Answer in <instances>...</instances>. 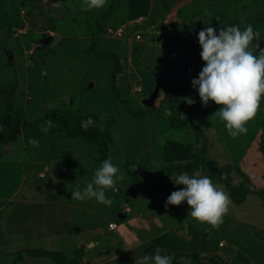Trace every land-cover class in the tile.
Returning <instances> with one entry per match:
<instances>
[{
    "label": "rangeland",
    "instance_id": "obj_1",
    "mask_svg": "<svg viewBox=\"0 0 264 264\" xmlns=\"http://www.w3.org/2000/svg\"><path fill=\"white\" fill-rule=\"evenodd\" d=\"M82 5L0 0V129L18 123L0 139V264L45 263L50 250L43 248L59 249L65 264H136V255L153 253L156 244L172 264H264V200L256 193L237 202L214 182L230 197L219 226L191 217L187 202L166 206L167 196L185 187L171 176L207 175L204 162L230 165L239 186H264V100L248 131L233 137L216 112L220 105L204 106L192 84L205 63L197 36L205 24L251 23L264 47V0ZM89 115L114 117L112 147H102L95 131L32 137L26 124L44 118L72 125ZM109 156L125 173L106 192L112 203L73 199L72 190ZM45 237L56 246H44Z\"/></svg>",
    "mask_w": 264,
    "mask_h": 264
},
{
    "label": "clouds",
    "instance_id": "obj_2",
    "mask_svg": "<svg viewBox=\"0 0 264 264\" xmlns=\"http://www.w3.org/2000/svg\"><path fill=\"white\" fill-rule=\"evenodd\" d=\"M105 3L106 0H83L82 6L99 9ZM205 12L207 14V10ZM197 36L201 46L200 55L205 63L198 76L193 77V87L204 106L210 101L220 105L216 112L231 136L246 133L247 122L256 115L264 100V47L260 45L259 30H255L251 23L244 26L225 25L218 30L209 23L199 29ZM250 45L260 49L258 55ZM185 99L190 104L195 103L191 97ZM52 124V119L46 120L42 130L47 132ZM81 126L84 129L99 127L101 130L104 127L92 116L83 119ZM171 178L176 185L185 187L173 190L166 198V206L187 202L189 215L197 221L212 226H219L223 222V216L229 210L230 197L210 176L198 171H183ZM124 179L125 173L109 156L94 169L91 181L82 188L77 186L72 190V198L110 205L112 198L106 195L107 190ZM136 264H172V256L157 246L153 253L136 255Z\"/></svg>",
    "mask_w": 264,
    "mask_h": 264
},
{
    "label": "trees",
    "instance_id": "obj_3",
    "mask_svg": "<svg viewBox=\"0 0 264 264\" xmlns=\"http://www.w3.org/2000/svg\"><path fill=\"white\" fill-rule=\"evenodd\" d=\"M89 116H92L93 118L95 117L93 115H89ZM87 117L83 119H86ZM82 120L76 121L72 125H60V124L53 125L52 124L51 126H49L48 131H51L52 129L66 130L68 132H73V133H79V132L90 133L91 131L93 132L95 131L96 133L95 140L102 147L106 149L109 147H112L114 141H113L112 134H111V126L114 123V117H111L109 120L105 122H101L99 120H96V118H94V120L97 123H103L104 125L103 130H101L99 127H91V126L88 129H84L81 126ZM45 121L46 120L44 118L38 119L35 123L34 122L32 123L31 120L26 121V124L30 127L29 132L32 137L36 136L37 134L40 135L41 133L45 132L42 130V126ZM17 124L18 123L13 122L10 126L0 129V139L3 135H8L12 132L15 134V132L18 129ZM36 128H40V131L37 130ZM203 167L204 168L202 169L206 171L207 175L210 176L212 180H219L220 182L225 184V186L231 191L232 197L235 201L237 202L244 201L247 198V195L251 192L256 193L259 197H261L264 200V186L260 189H253V188L251 189L249 187L239 186L238 184L234 183L233 179L229 175L230 170L232 169L230 165L229 167L228 166L226 167L223 165L214 164V162L212 163L209 161V162H204ZM51 255L53 256V258L59 260V258H57L58 256L57 252L51 253Z\"/></svg>",
    "mask_w": 264,
    "mask_h": 264
},
{
    "label": "crops",
    "instance_id": "obj_4",
    "mask_svg": "<svg viewBox=\"0 0 264 264\" xmlns=\"http://www.w3.org/2000/svg\"><path fill=\"white\" fill-rule=\"evenodd\" d=\"M213 182H219L220 184H223L222 182H220L219 180H213ZM223 185H225V184H223ZM117 214L119 215V216H126V214H124V213H122L121 212V210H119V209H117ZM176 221V220H175ZM176 224H174V226H175ZM112 228V230L113 229H115V227H111ZM172 231H175V230H172ZM41 241V243H43V245L45 246V245H49V247H55L56 246V244L54 245V243L55 242H53L52 241V239H49L48 237H45L43 240H40ZM91 242V241H90ZM52 245V246H51ZM157 246H159L161 249H163L164 248V244H156ZM42 246V245H41ZM156 246V247H157ZM156 247H155V249H156ZM191 247L193 248L194 247V244H189V247L188 248H190L191 249ZM43 249H45V250H50V252H47V253H45L46 255H48V256H44L43 258H46V257H49L48 258V260H46V264H53L52 262L53 261H55V262H58L59 264H65L63 261H64V256L62 255L60 258H59V260H57V259H55V258H53V256L51 255V253H54V252H60V251H58L59 249H52V248H50V249H48V248H43ZM65 249V248H64ZM66 250V249H65ZM63 252V254L65 253L64 251H62ZM66 254V253H65ZM32 256V255H31ZM33 257V256H32ZM63 257V258H62ZM35 258V257H34ZM39 261V260H38ZM42 261H44V260H42ZM26 262H29L30 264H45V263H36L35 262V259H30V260H28V259H24V261H21L19 264H25ZM135 262H136V260H135ZM67 263V262H66ZM55 264V263H54Z\"/></svg>",
    "mask_w": 264,
    "mask_h": 264
},
{
    "label": "water",
    "instance_id": "obj_5",
    "mask_svg": "<svg viewBox=\"0 0 264 264\" xmlns=\"http://www.w3.org/2000/svg\"><path fill=\"white\" fill-rule=\"evenodd\" d=\"M49 39H50V37L49 38H46V41H48ZM157 88L154 90V92L152 93V95L150 97H147L146 98L147 99L146 102L148 104H153V102L155 101V98H156V95H157Z\"/></svg>",
    "mask_w": 264,
    "mask_h": 264
},
{
    "label": "built area",
    "instance_id": "obj_6",
    "mask_svg": "<svg viewBox=\"0 0 264 264\" xmlns=\"http://www.w3.org/2000/svg\"><path fill=\"white\" fill-rule=\"evenodd\" d=\"M110 226H111V227H114V223H112Z\"/></svg>",
    "mask_w": 264,
    "mask_h": 264
}]
</instances>
